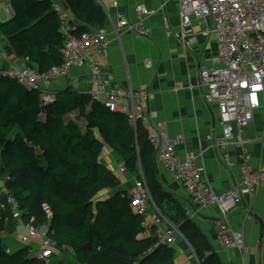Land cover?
I'll return each mask as SVG.
<instances>
[{"label":"trees","instance_id":"16d2710c","mask_svg":"<svg viewBox=\"0 0 264 264\" xmlns=\"http://www.w3.org/2000/svg\"><path fill=\"white\" fill-rule=\"evenodd\" d=\"M74 18L75 33L106 28L107 15L96 0H62ZM14 15L0 23V34L21 60L39 72L62 64L65 36L53 0H9ZM84 123H86L84 125ZM105 147L122 159L128 173L144 179L156 206L173 198L161 185L152 148L143 125L135 129L121 112H111L90 94L73 88L44 104L41 93L27 90L1 74L0 165L13 181L10 190L19 203L22 220L45 221L41 206L48 203L58 249L73 250L75 264H175V247L159 246L143 237L142 217L131 208L127 192L96 200L118 186L116 175L101 164ZM141 171V173H140ZM174 203L172 220L200 264H223L200 228ZM17 222L0 211V264H40L29 247L9 249L5 234Z\"/></svg>","mask_w":264,"mask_h":264},{"label":"built area","instance_id":"2783aa9c","mask_svg":"<svg viewBox=\"0 0 264 264\" xmlns=\"http://www.w3.org/2000/svg\"><path fill=\"white\" fill-rule=\"evenodd\" d=\"M170 1L161 0L157 10L137 6V22L130 23L120 16L112 32L105 28L78 34L75 33L76 24L73 25L65 3L53 0V8L65 36L62 64L45 72H39L34 67H21L20 62L23 60L17 57L9 44L0 42L1 74L27 90L40 91L41 100L46 105L55 98L52 92L54 83L67 77L75 67H87L89 88L86 93L94 101L104 103L111 112L124 113L133 128L136 129L140 124L144 126L155 157L159 156L174 179L185 186L193 205L199 208L216 207L219 210L220 219L214 224L216 243L224 248L234 247L244 255L248 252L245 236L242 232L232 230L231 213L259 188L264 189V160L258 168L251 166L248 142L244 137L245 130L254 123L256 114L262 112L264 115V0H176L180 32L175 34L167 18L164 22L166 35L176 36L185 49L197 43V34L214 38L218 45L219 56L215 63L202 64L200 67L198 88L205 105L213 112L215 110L217 123L222 129L221 135L215 136L213 132L207 137L210 148L227 152L232 146L240 151V181L221 195L208 185L198 155L187 153L184 159L179 158L176 149L184 140H172L165 124L154 122L156 115L147 112L149 93L130 88L126 92L130 105H119V96L112 90V80L99 63L111 44V36L119 38L121 34L131 32L138 38L149 37L150 30L145 24L147 19L165 12ZM0 11L8 19L14 15L9 0H0ZM195 23L203 28L200 32L193 26ZM189 89L192 91L193 87ZM260 141L264 147V132ZM228 158V154L224 153L221 160L226 167H231L233 164ZM119 170L128 173L124 163L119 166ZM12 181L9 174H2L0 165V211L9 212L18 225L25 226L27 233L21 238L24 247L30 245L32 238L40 236L42 239L41 245L29 251V256L40 264H56L54 251L67 252L74 257L71 248L58 249L53 240L56 235V231L51 228L54 214L48 203L41 206L45 217L42 225L36 224L34 218L28 223L23 222L18 200L12 196L9 188ZM127 196L133 211L142 217L143 231L156 239L150 251L159 246L175 247L179 238L183 237L179 227L169 222L156 206L144 179H136Z\"/></svg>","mask_w":264,"mask_h":264},{"label":"crops","instance_id":"0c3cea01","mask_svg":"<svg viewBox=\"0 0 264 264\" xmlns=\"http://www.w3.org/2000/svg\"><path fill=\"white\" fill-rule=\"evenodd\" d=\"M107 15L106 29L112 32L120 16L130 23L137 22L136 7L142 5L149 10H157L161 0H96ZM65 8L69 10L66 4ZM71 13V12H70ZM0 23L6 18L0 11ZM168 19L175 34L180 32V19L178 3L172 0L168 3L165 12H159L147 19L146 27L150 30L147 38H138L131 32L121 34L119 38L111 36L112 41L108 50L103 53L99 63L104 72L112 80V90L119 96L121 106H129L130 100L126 92L133 88L145 90L150 95L147 112L156 115L155 123L165 124L168 135L172 140L183 139L176 153L184 159L187 153L198 155L199 164L204 168V177L208 185L218 195L227 193L240 181L239 156L240 151L230 147L226 151L210 148L207 137L211 133L219 136L222 133L214 112L209 109L202 98L198 88L199 71L203 64L212 65L219 56L218 45L214 38H206L197 34V43L185 49L182 42L176 37L166 35L164 22ZM72 22L80 25L70 14ZM196 31L202 30L198 24L193 25ZM91 31V30H89ZM112 35V34H111ZM0 42L8 44L0 34ZM11 48V47H10ZM21 67H36L29 61L20 62ZM89 70L87 67H75L69 75L60 79L52 86L55 94L67 88H73L80 93H86ZM193 87L192 91L189 89ZM262 112L255 116L254 123L244 133L247 140V149L251 155V166L258 168L264 160V147L260 141L264 132V115L259 121ZM224 153L233 166L226 167L221 160ZM221 156V157H220ZM101 164L109 168L117 177L118 186L105 190L96 196V200H104L115 194L128 192L135 183L129 179V173H121L119 166L123 163L121 157L111 148L105 147L100 158ZM159 180L162 187L170 193L173 202L182 205L188 218L200 228L211 243L214 252L223 264H264V189L259 188L252 197L246 198L244 203L231 213V228L235 232H242L245 236L248 252L241 254L238 249L224 248L214 239V224L220 219L216 207L199 208L190 201L189 194L184 185L177 182L173 175L155 157ZM258 216L261 223L254 219ZM25 226L16 223L8 225L9 250L22 249L21 238L26 235ZM143 237H150L143 232ZM40 236L31 239L28 246L34 250L41 245ZM13 245V246H12ZM175 249L177 250L175 264H200L196 254L184 237L179 238ZM63 254V255H62ZM67 252L54 251V261L60 264L65 260ZM65 256V257H64ZM75 264V259L73 257Z\"/></svg>","mask_w":264,"mask_h":264},{"label":"rangeland","instance_id":"374dc122","mask_svg":"<svg viewBox=\"0 0 264 264\" xmlns=\"http://www.w3.org/2000/svg\"><path fill=\"white\" fill-rule=\"evenodd\" d=\"M262 117H263V114H261L260 115V117H259V121L261 122L262 121ZM86 123H84V125H85ZM1 163V162H0ZM139 173V172H138ZM138 173H136V174H132V173H129L128 174V176H126V177H128L129 179H131L132 181L134 180V179H136V177H137V174ZM140 173H141V171H140ZM119 175H117V179H118V182H120L119 181ZM109 190V189H108ZM110 190H111V188H110ZM164 206H163V210H161V212H162V214L166 217V219L169 221V222H171V223H173L174 225H176L175 223H176V220L175 219H173L172 220V217H174V213H175V208H174V203L173 202H166V201H164V204H163ZM177 226V225H176ZM181 238V237H180ZM6 239H8V238H6ZM11 245V244H10ZM9 245V246H10ZM13 246V245H12ZM63 255V254H62ZM65 256H66V258H65V260H63V261H61L60 262V264H72V262L74 263V260H73V257L69 254V253H67V254H64ZM64 256V257H65Z\"/></svg>","mask_w":264,"mask_h":264},{"label":"water","instance_id":"95a60500","mask_svg":"<svg viewBox=\"0 0 264 264\" xmlns=\"http://www.w3.org/2000/svg\"><path fill=\"white\" fill-rule=\"evenodd\" d=\"M12 18H13V17H12ZM12 18H11V19H12ZM65 90H66V89H65ZM60 92H62V91H59V92L55 93V95L58 94V93H60ZM50 102H53V100L50 101ZM50 102H49V103H50ZM189 219H191V218H189ZM254 219L261 223V221H260V219H259L258 216H255Z\"/></svg>","mask_w":264,"mask_h":264}]
</instances>
